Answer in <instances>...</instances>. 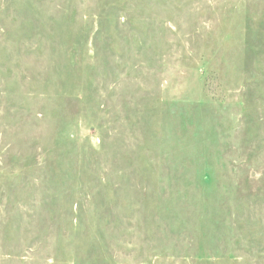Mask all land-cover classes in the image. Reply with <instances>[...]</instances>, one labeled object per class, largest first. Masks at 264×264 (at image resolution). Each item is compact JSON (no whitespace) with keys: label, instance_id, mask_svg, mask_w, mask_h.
Returning <instances> with one entry per match:
<instances>
[{"label":"rangeland","instance_id":"obj_1","mask_svg":"<svg viewBox=\"0 0 264 264\" xmlns=\"http://www.w3.org/2000/svg\"><path fill=\"white\" fill-rule=\"evenodd\" d=\"M0 264H264V0H0Z\"/></svg>","mask_w":264,"mask_h":264}]
</instances>
